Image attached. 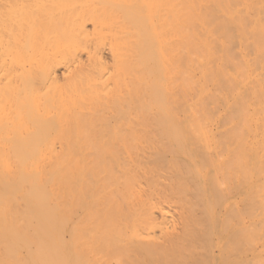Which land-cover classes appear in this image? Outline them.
Returning a JSON list of instances; mask_svg holds the SVG:
<instances>
[{
  "label": "bare ground",
  "instance_id": "obj_1",
  "mask_svg": "<svg viewBox=\"0 0 264 264\" xmlns=\"http://www.w3.org/2000/svg\"><path fill=\"white\" fill-rule=\"evenodd\" d=\"M74 1L2 28L0 264H264V0Z\"/></svg>",
  "mask_w": 264,
  "mask_h": 264
},
{
  "label": "rangeland",
  "instance_id": "obj_2",
  "mask_svg": "<svg viewBox=\"0 0 264 264\" xmlns=\"http://www.w3.org/2000/svg\"><path fill=\"white\" fill-rule=\"evenodd\" d=\"M9 1H10V0H0V26L3 25V27L1 26V31H0V40H1L0 42H1V45H2V44H3V43H2L3 40H5V41L8 40V41H9V40L12 39V41H13V45H14L15 47H18L19 44H20V46H19L18 48L21 47L22 50H23L24 47H22L21 45H22L23 43H25L24 46L26 45V42H23V41L25 40V37L23 38V37L21 36V34H19V37L21 38V40L19 41V37L17 38V34H15L14 36L12 35L13 37H12L11 35H9V34L15 33L14 30H16V29H18V28H22L21 26H22V24H23L25 21H26V22L23 24V26L25 25V27H24L25 30H27V31H28V30H29V31H33L34 28L39 27L38 24L41 25L40 27L42 28V27H43V26H42V23L45 22V21L47 22V20H48V24H50V25H49L50 27H48V25H47L48 28L46 27V24H47L46 22H45L46 24L43 23V25L45 24L44 27H46L45 29H47V30H50L49 28H51V30H52V34H51V30H50V31H47V32L45 33V35L43 36V32H44V30L41 29V30H42V31H41V30H39L40 28H39V29L37 28V32L35 31L36 33H35V32H32L33 34L35 33L33 36H37V35H38L37 38H36V39H38V40H35V37H33V40L36 41V42L39 41V42H38L39 45L41 44L42 47H43V46L45 47V46H46L45 42H44V44H43L42 42H43V41H47V40L49 41V40H50V39H49L50 37H52L51 39H55V38H54V37H55V33L57 32L56 29H57V28H60V27H63V26L65 25V23H66L68 20H70V17H69V19L66 17V16H69L68 13H67V11H68V12H70L69 10L72 11L73 6H74L75 4L78 3V1H77V3H76L74 0H73V1L70 0V2H69L68 0H65V1H64V0H63V1L60 0V1H62V3H63V4H62L61 2L55 0L56 2H59V4H60V3L62 4V5H61V4L59 5V4L57 3V4L55 5L56 2L51 3V2L54 1V0H52V1L50 0V2H49V0H48V1H47V0H45V1H44V0H40V1H38V0H36V1H35V0H27L28 3H27L26 6H29V7H30V10H29V7H24V6H25V3H26L27 1L23 2L24 0H23V1L21 0V1H22V2H21V1L18 0L17 3H16L17 0H16V1H15V0H11L10 2H9ZM13 1H14V3H16L17 5L20 4V3H23L22 6H23V5H24V6H23L22 9L25 8V9L27 10V8H28L29 11H28V10H27V11L30 12L29 14H28V13L26 12V10L24 9V10H25V13L27 14L28 17L25 16L26 14L23 15V13H21V15L23 16V17L21 18L20 14H19V13L21 12V10H20V9H21L20 7H22L21 4L18 5V6L16 5V6H17L16 12H17V10L19 9V13H18L19 16H17V13H15L16 15L13 16V14H14L13 11H15V10L11 9V8H13V6L15 5V4L13 3ZM29 1H30V3H29ZM33 1H34V2H33ZM42 1H43V3L45 2L44 4H46L47 2L50 4V5H49L48 3L46 4L47 6H50V7H47V9L49 8V10H51V12H49V10L47 11V13H48V17L46 16V15H47V13H46V10H47V9H46V6H45L44 4H42ZM66 1H68V3H71V6H69L70 4L68 5V3H67ZM35 2L37 3V5H36ZM38 2H39V5H38ZM40 2H41V4H40ZM65 2H66L67 5L64 4ZM74 2H75V4H74ZM9 3L12 5V7H11V5H10ZM32 3H33L34 5H31ZM72 3H73L74 5H73ZM13 4H14V5H13ZM52 4H53V8L56 9V10H52V7H51ZM9 5H10V6H9ZM30 5H31L32 7H31ZM43 5H44L45 9H44ZM58 5H59L60 7H63V6H64L63 9L60 8ZM6 6H7V7H6ZM16 6H15V7H16ZM19 6H20V7H19ZM36 6L39 7V8L43 7V8H41L40 10L43 9L44 11H42L41 13H45V15H44V14L40 15V16H41V17H40V18H41V24H40V21H39V20H38L39 22H37L36 20L33 22L34 19H31V18L33 17L31 14H34V17H33V18H35V15H36V14H37V15H36V19L39 18V17L37 18V16H39V14H40L39 11H40V10L38 9V11H36V10H37V9H36V8H37ZM40 6H41V7H40ZM55 6H56V8H55ZM57 6H58V7H57ZM65 6H66V7L69 6L70 9H68V8L66 9ZM18 7H19V8H18ZM35 7H36V8H35ZM50 8H51V9H50ZM57 8L60 9V10H58ZM64 8H65L67 11H66ZM14 9H15V8H14ZM34 9H35V10H34ZM24 10H23V11H24ZM31 10H34L36 13H35L34 11H31ZM57 10H58L59 12H58V13H57V12L55 13V11H57ZM10 11H11V12H10ZM23 11H22V12H23ZM64 11H66L67 15H66V13H65V15H63V14H64ZM12 12H13V13H12ZM37 12H38L39 14H38ZM11 13H12V14H11ZM50 13H51V14H50ZM70 13H71V12H70ZM70 13H69V14H70ZM52 14H53V16H54V14H55V16L59 19V21H57L58 19H57L55 16H54V18H56L57 20H53ZM60 14H61V15H60ZM43 15H44V16H43ZM50 15H51V16H50ZM59 15H60V16H59ZM11 16H13V17H11ZM15 16L19 17V20H20L21 22L24 20V22L21 24L20 21L18 20V18H17V20H18L19 22L16 21V20H15V22H14V20H12V19H13ZM42 16H43V17H42ZM29 17H31V18H30L31 20H29ZM44 17H45V18H49L50 20L52 19V20L50 21L49 19H46V20L44 21V19H45ZM6 18H7V19L12 18V19L7 20ZM26 18H27V19H26ZM42 18H43V20H42ZM60 18H61V19H60ZM63 18H64V19L66 18V19H68V20L65 19L66 21H64ZM5 19H6V20H5ZM15 19H16V17H15ZM62 20H63L64 22H63ZM4 21H6V22H7V21H10V22H9L10 24H9L8 22L5 23ZM28 21H30L29 23H30L31 25L28 23ZM42 21H43V22H42ZM49 21H50V22H49ZM53 21H54L55 23H56V22L59 23V22L62 21L61 23H62L63 25H62V24L60 25V24L57 23V24H54V25H56L55 28L57 27V25L60 26V27H57L56 29H55L54 27L52 28L51 25H52V23H54ZM12 22H13V27L17 25L16 27H14V29L11 28ZM16 22H18L21 26L18 25ZM32 22H33V24H32ZM35 22H36V24H35ZM14 23H16V24L14 25ZM4 24H5V25H4ZM6 24H8V25L6 26ZM26 24H28V25H26ZM32 25H34L35 27L32 26ZM54 25H53V26H54ZM8 26H10V27H8ZM28 26H29V27H28ZM30 26H32V28H31L32 30L30 29ZM4 27H6L5 29H7V30H10V28L13 29V32H12V30H11V31H8L9 34L6 33L7 30H6V32H3L2 28H4ZM33 27H34V28H33ZM8 28H9V29H8ZM15 28H16V29H15ZM24 28H23V30H24ZM54 29H55V30H54ZM25 30H24V31H25ZM40 31H41V32H40ZM49 32H50V33H49ZM5 33H6L7 35H9L10 38H8L9 36H7ZM48 33H49V34H48ZM50 34H51V35H50ZM48 35H49L50 37H48ZM2 36H3V37H2ZM41 36L44 37V39H45V37L47 36V37H46V40H41V39H43V38H41ZM14 37H16V38L18 39L19 42L14 43V42L16 41V40L14 39ZM38 37H39V38H38ZM7 38H8V39H7ZM26 39H28V38H26ZM22 40H23V41H22ZM12 41H11V42H12ZM25 41H26V40H25ZM40 41H41V42H40ZM50 41H51V40H50ZM21 42H22V43H21ZM27 42L29 43L30 40H28ZM54 42H55V41H54ZM4 43H5V44H4L5 46L8 45V43L10 44V46H13V45H11L12 43H10V41L7 42V43H6V42H4ZM28 43H27V44H28ZM48 43H49V46H50V47H53V48H54V43H53V42H48ZM52 43H53V45L51 46L50 44H52ZM17 44H18V45H17ZM36 44H37V43H36ZM16 45H17V46H16ZM32 45H33V48H34L35 50L42 48L41 45H40V46L37 45V47L34 46L35 43L31 44V46H32ZM2 46H3V45H2ZM2 46H0V50H1V51H0V59H2V61H3V59H4V62L7 61V62L9 63V61H8V60H9V57H6L7 55H10V56H11V54H12V56H13V54H14V57H16V58H17V56H20V54H18V52H17V51H19L20 49H18V48H11V47H9V45H8V46L6 47V49H5L6 51H2V50H4V48H5V47L2 48ZM14 46H13V47H14ZM38 46H39V47H38ZM49 46H48V44H47L46 49H50ZM47 47H48V48H47ZM8 48H9V52H10L11 49H14V50H11L12 52L9 54V52H8ZM36 48H37V49H36ZM16 49H17V50H16ZM43 49H45V48H43ZM50 50H51V49H50ZM15 52H16V53H15ZM19 53H21V52H19ZM3 54H4V55H3ZM6 54H7V55H6ZM17 54H18V55H17ZM16 55H17V56H16ZM5 58H6V59H5ZM7 58H8V59H7ZM16 58H15V59H16ZM17 59H18V58H17ZM2 61H0V71H1V70L3 71V75H4V76H3V75H2V76L0 75V77H1V78H0V81H1V79H2V81H3V78L5 77V74H6V75L9 74V72H10V67H9V66H11L10 63H9V66H6V65H8V63L6 62L5 65L2 64V67H1V63H2ZM4 62H3V63H4ZM14 63H15V64L12 66V70H13L14 68H17V67H18L19 61H17V62L15 61ZM15 65H16V66H15ZM4 66H6V68H5ZM3 67H4V68H3ZM7 68H9V69H8V71H9L8 74H7V72L5 73V71H4V70H7ZM3 69H4V70H3ZM2 71L0 72L1 74H2ZM4 73H5V74H4ZM11 74H12V72H11ZM11 74H9V75H11ZM2 77H3V78H2ZM6 77H9V76H6ZM7 79H8V78H7ZM2 81H1V82H2ZM7 81H8V80H6V83H7ZM1 82H0V83H1ZM1 84H2V83H1ZM1 84H0V85H1ZM3 84H4V81H3ZM0 87L3 88V87H5V86H4V85H1ZM5 88H6V87H5Z\"/></svg>",
  "mask_w": 264,
  "mask_h": 264
}]
</instances>
